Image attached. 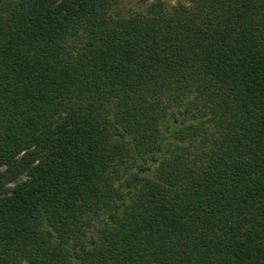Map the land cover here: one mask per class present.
I'll return each instance as SVG.
<instances>
[{
	"label": "trees",
	"instance_id": "1",
	"mask_svg": "<svg viewBox=\"0 0 264 264\" xmlns=\"http://www.w3.org/2000/svg\"><path fill=\"white\" fill-rule=\"evenodd\" d=\"M0 264H264V0H0Z\"/></svg>",
	"mask_w": 264,
	"mask_h": 264
},
{
	"label": "rangeland",
	"instance_id": "2",
	"mask_svg": "<svg viewBox=\"0 0 264 264\" xmlns=\"http://www.w3.org/2000/svg\"><path fill=\"white\" fill-rule=\"evenodd\" d=\"M172 4H176V3H186L187 0H171ZM25 180V176L24 175H20L18 176V178L15 180V182L19 183L21 181ZM14 185V183L9 184V187H12Z\"/></svg>",
	"mask_w": 264,
	"mask_h": 264
}]
</instances>
